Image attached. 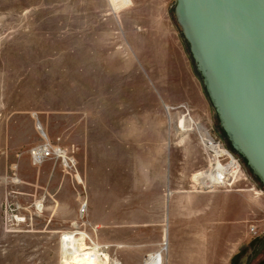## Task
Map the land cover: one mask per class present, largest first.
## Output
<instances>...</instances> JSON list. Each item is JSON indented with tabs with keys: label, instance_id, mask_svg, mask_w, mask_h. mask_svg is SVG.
<instances>
[{
	"label": "rangeland",
	"instance_id": "374dc122",
	"mask_svg": "<svg viewBox=\"0 0 264 264\" xmlns=\"http://www.w3.org/2000/svg\"><path fill=\"white\" fill-rule=\"evenodd\" d=\"M175 1L0 0V264H66L67 232L99 264H264V184L219 124ZM202 129L239 160L228 185L196 183L215 162ZM45 143L65 158L35 162Z\"/></svg>",
	"mask_w": 264,
	"mask_h": 264
},
{
	"label": "water",
	"instance_id": "95a60500",
	"mask_svg": "<svg viewBox=\"0 0 264 264\" xmlns=\"http://www.w3.org/2000/svg\"><path fill=\"white\" fill-rule=\"evenodd\" d=\"M174 16L231 147L264 184V0H176Z\"/></svg>",
	"mask_w": 264,
	"mask_h": 264
},
{
	"label": "bare ground",
	"instance_id": "6f19581e",
	"mask_svg": "<svg viewBox=\"0 0 264 264\" xmlns=\"http://www.w3.org/2000/svg\"><path fill=\"white\" fill-rule=\"evenodd\" d=\"M167 109V108H166ZM37 128L40 130L41 134L44 137H47L43 126L39 121H37ZM205 131V130H204ZM202 129V134L204 135V142L206 147L212 152L215 162L211 163L210 167L195 173L196 183L201 188H210L213 186L229 184L231 177L235 176L239 172V160L236 156L223 148L219 143H216L213 138ZM207 132V131H206ZM209 138L213 142L207 140ZM63 153V157L64 152ZM229 154L226 163L222 162V157ZM65 158V157H64ZM38 211H42L43 204H37ZM63 258H66V264H99L97 258L94 255V250H85L77 242L73 233H64L63 234ZM104 252L100 253V256ZM104 259L106 258L103 255ZM144 264H162L161 254L157 253L156 255H148L145 258Z\"/></svg>",
	"mask_w": 264,
	"mask_h": 264
},
{
	"label": "built area",
	"instance_id": "2783aa9c",
	"mask_svg": "<svg viewBox=\"0 0 264 264\" xmlns=\"http://www.w3.org/2000/svg\"><path fill=\"white\" fill-rule=\"evenodd\" d=\"M213 139L215 140L216 143H219L223 148H225L226 150H229L224 145V143L222 142L221 138L215 137ZM62 152H64V151L59 146H54L51 143H45L41 147L37 148L35 151L32 152V157H33L35 162H40L41 160H43L45 158H48V157H51L53 155H57V156L63 157V153ZM230 152H232V151H230ZM228 155L229 154H226V156L222 157V159H225V158L229 159ZM86 208H87V203H83V205L81 207V212H85Z\"/></svg>",
	"mask_w": 264,
	"mask_h": 264
},
{
	"label": "trees",
	"instance_id": "16d2710c",
	"mask_svg": "<svg viewBox=\"0 0 264 264\" xmlns=\"http://www.w3.org/2000/svg\"><path fill=\"white\" fill-rule=\"evenodd\" d=\"M196 72H197V74L200 76V74H199V72L196 70ZM200 78H201V76H200ZM203 84V83H202ZM203 87H204V85H203ZM204 90H205V87H204ZM205 93H206V95H207V92H206V90H205ZM207 97H208V95H207ZM209 99V98H208ZM210 101V100H209ZM211 103V102H210Z\"/></svg>",
	"mask_w": 264,
	"mask_h": 264
},
{
	"label": "crops",
	"instance_id": "0c3cea01",
	"mask_svg": "<svg viewBox=\"0 0 264 264\" xmlns=\"http://www.w3.org/2000/svg\"><path fill=\"white\" fill-rule=\"evenodd\" d=\"M202 86H203V84H202ZM210 102V101H209ZM211 104V103H210ZM167 106V105H166ZM204 189H207V188H204Z\"/></svg>",
	"mask_w": 264,
	"mask_h": 264
}]
</instances>
